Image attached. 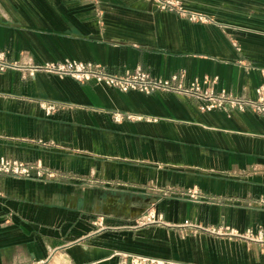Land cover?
Wrapping results in <instances>:
<instances>
[{"label":"crops","instance_id":"crops-1","mask_svg":"<svg viewBox=\"0 0 264 264\" xmlns=\"http://www.w3.org/2000/svg\"><path fill=\"white\" fill-rule=\"evenodd\" d=\"M179 1L209 21L154 0H0V54L21 67L0 73V156L56 177L0 173V264H264V114L28 70L141 68L254 99L264 0Z\"/></svg>","mask_w":264,"mask_h":264},{"label":"built area","instance_id":"built-area-1","mask_svg":"<svg viewBox=\"0 0 264 264\" xmlns=\"http://www.w3.org/2000/svg\"><path fill=\"white\" fill-rule=\"evenodd\" d=\"M159 7L176 11L184 17L193 22H206L209 21L208 16L186 10L182 7L179 0H154ZM21 67L15 63L8 62L3 54H0V73L8 69H20ZM24 69V68H22ZM29 72L33 74L36 71H42L58 76H69L80 83L95 82L96 84H103L105 86L117 89L122 92L130 90L139 91L143 93H153L157 91H172L181 94L191 95L200 99L203 103L201 109L211 110L219 108L225 111L231 110H251L257 114H264V85L256 88V97L254 99L235 96L231 93L224 91L214 92L210 87L201 89L200 82L194 80L189 87H183L180 84H175L177 76H172L170 79H163L151 76L148 72L141 68H136L133 71L124 74L111 73L105 70L101 65L84 62L63 60L57 62H46L43 64L31 65L28 68ZM215 80H212L214 82ZM204 83L210 82L209 78L205 77ZM44 112L49 115L55 112L59 105L54 102L44 101L41 103ZM134 119L135 116L131 114L115 113L116 120ZM141 118V117H139ZM35 171L36 177L46 178L48 180H56L55 174L52 172H44L41 166L34 164L24 163L19 160L9 159L0 156V173L11 174L18 177H30L32 172ZM187 195L190 198H197L198 193L194 190H187ZM264 203V201L262 202ZM146 222H161V216H157L153 211L148 212ZM131 264H181L171 261L159 260L148 258L144 256H131Z\"/></svg>","mask_w":264,"mask_h":264},{"label":"rangeland","instance_id":"rangeland-1","mask_svg":"<svg viewBox=\"0 0 264 264\" xmlns=\"http://www.w3.org/2000/svg\"><path fill=\"white\" fill-rule=\"evenodd\" d=\"M225 1L229 2V1H231V0H225ZM233 1H236V0H233ZM227 2H226V3H227ZM180 4H181V2H180ZM182 7H183V6H182ZM181 264H182V263H181Z\"/></svg>","mask_w":264,"mask_h":264}]
</instances>
